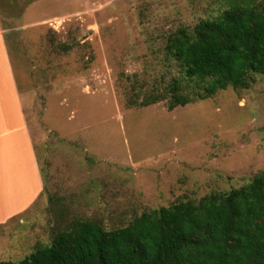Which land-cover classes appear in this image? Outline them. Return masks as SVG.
Returning <instances> with one entry per match:
<instances>
[{
  "label": "rangeland",
  "instance_id": "obj_1",
  "mask_svg": "<svg viewBox=\"0 0 264 264\" xmlns=\"http://www.w3.org/2000/svg\"><path fill=\"white\" fill-rule=\"evenodd\" d=\"M231 1L0 0L45 187L0 227V262H21L75 221L116 230L264 171V75L169 110L181 69L168 38ZM148 92L167 99L141 106Z\"/></svg>",
  "mask_w": 264,
  "mask_h": 264
},
{
  "label": "trees",
  "instance_id": "obj_2",
  "mask_svg": "<svg viewBox=\"0 0 264 264\" xmlns=\"http://www.w3.org/2000/svg\"><path fill=\"white\" fill-rule=\"evenodd\" d=\"M166 51L181 69L168 89L170 111L248 89L264 75V0H232L216 17L178 29ZM166 99L148 92L140 104ZM0 264H264V171L239 189L144 212L116 230L75 221L51 245Z\"/></svg>",
  "mask_w": 264,
  "mask_h": 264
},
{
  "label": "crops",
  "instance_id": "obj_3",
  "mask_svg": "<svg viewBox=\"0 0 264 264\" xmlns=\"http://www.w3.org/2000/svg\"><path fill=\"white\" fill-rule=\"evenodd\" d=\"M11 32L3 28L0 16V227L26 211L45 189L19 92L16 59L7 42Z\"/></svg>",
  "mask_w": 264,
  "mask_h": 264
}]
</instances>
